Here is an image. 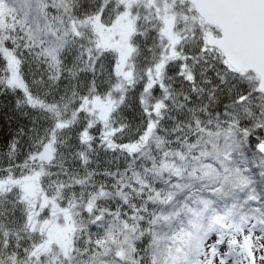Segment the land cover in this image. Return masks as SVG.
Segmentation results:
<instances>
[{
	"label": "snow or ice",
	"instance_id": "6c2138e0",
	"mask_svg": "<svg viewBox=\"0 0 264 264\" xmlns=\"http://www.w3.org/2000/svg\"><path fill=\"white\" fill-rule=\"evenodd\" d=\"M0 264H264V0H0Z\"/></svg>",
	"mask_w": 264,
	"mask_h": 264
}]
</instances>
